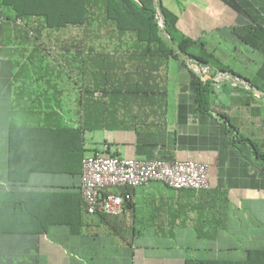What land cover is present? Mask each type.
Listing matches in <instances>:
<instances>
[{
  "label": "crops",
  "instance_id": "crops-1",
  "mask_svg": "<svg viewBox=\"0 0 264 264\" xmlns=\"http://www.w3.org/2000/svg\"><path fill=\"white\" fill-rule=\"evenodd\" d=\"M159 2L175 17V28L185 39L203 43L207 53L246 85L263 81L259 77L262 53L253 51L255 62L252 55L244 56L236 48L223 51L220 40L230 36L248 50L233 33L248 25L264 28L263 0H234L236 8L223 0ZM1 37L0 189L78 196L81 159L71 154L73 148L56 160L72 174L32 172L18 186L7 180L9 128H74L80 124L81 108L72 86L77 76L67 81L50 63L51 51L62 57L55 39L36 41L17 22L3 23ZM229 58L238 60L242 72L231 66ZM185 60L168 61L164 106L120 103L115 106L120 111L118 123H107L109 129L83 131V158L101 153L117 159L196 163L208 169L209 190L172 191L160 183L112 190L131 198V208L125 206L121 215L112 217L121 226L123 242L104 235L73 234L67 226L56 224L43 234L0 233V264H187L243 261L248 251L264 252V188L243 185L250 178L260 184L262 167L246 149L248 143L246 148L233 146L222 118L248 140L264 141V135L252 130L263 128L264 93L249 90L257 94L256 99L239 87L213 85L211 112L202 116L196 112Z\"/></svg>",
  "mask_w": 264,
  "mask_h": 264
},
{
  "label": "trees",
  "instance_id": "trees-1",
  "mask_svg": "<svg viewBox=\"0 0 264 264\" xmlns=\"http://www.w3.org/2000/svg\"><path fill=\"white\" fill-rule=\"evenodd\" d=\"M223 1L236 8L234 0ZM158 17L163 21L162 29L158 25ZM0 19L2 25L21 21L36 41L43 32H47L46 35L51 39L54 38L52 34L61 35L69 27L80 28L84 32L93 27L96 29L94 33H98L103 26L109 33L108 37L115 40L112 52H100L93 59L88 56L94 53L91 42L87 46L85 41L83 43L87 54L85 49L80 50V44L63 42L59 48L62 57L78 54L79 57L86 55L90 60L82 61L85 65L82 67L83 74L88 73L89 84L79 96L80 124L74 128H9L7 180L13 186L26 183L28 174L32 172L61 171L72 174L70 169L61 167L56 160L71 148V154L78 155L81 165L85 158L95 156L83 158L82 132L109 129L107 123H118L120 111L115 108L118 104L139 102L164 106L165 75L170 58L182 56L200 66L236 77L228 67L205 51L203 43L187 40L180 35L175 28V17L162 7L159 0H0ZM162 33L167 35V40L162 37ZM233 36L250 50L264 56V28L261 25H248L235 31ZM184 66L192 77L196 112L209 116L213 105V85L219 84L212 81L203 83L185 63ZM260 70L259 77L263 81L248 85L250 90L264 93V64ZM222 118L226 125L225 134L232 138L233 146H245L244 143H248V148H245L255 154L262 167L260 184L250 178L243 185L264 188V141L248 140L229 119ZM262 127L264 129V123ZM241 175L246 177L244 171H241ZM124 207L131 208L130 200L124 202ZM112 217L87 215L79 193L78 196H70L0 189V233L43 234L48 226L56 224L67 226L73 234L94 237L104 235L123 242L121 226ZM187 264H264V252L248 251L243 261L192 260Z\"/></svg>",
  "mask_w": 264,
  "mask_h": 264
},
{
  "label": "built area",
  "instance_id": "built-area-1",
  "mask_svg": "<svg viewBox=\"0 0 264 264\" xmlns=\"http://www.w3.org/2000/svg\"><path fill=\"white\" fill-rule=\"evenodd\" d=\"M22 24L21 21H17ZM162 29L163 21L158 17ZM0 19V48H1ZM185 64L203 83L231 87L250 88L242 80L228 73L218 72L196 62L185 60ZM257 96V94H256ZM82 173L79 194L87 215L119 216L124 209V202L129 201V194H113L115 189H136L150 183H160L172 191L191 190L195 192L209 190L208 169L190 162H162L135 159H117L97 153L82 161Z\"/></svg>",
  "mask_w": 264,
  "mask_h": 264
},
{
  "label": "rangeland",
  "instance_id": "rangeland-1",
  "mask_svg": "<svg viewBox=\"0 0 264 264\" xmlns=\"http://www.w3.org/2000/svg\"><path fill=\"white\" fill-rule=\"evenodd\" d=\"M93 30V31H92ZM92 30H87V31H83V29L80 28H72L69 27L66 30H64L62 32L61 35H53L54 38L49 39L48 36H44L41 35L39 38V41L43 42L44 40L50 41V43H53L54 39L55 42L54 45H60L59 48H61V46H63V42L64 43H69L71 41H73V44L76 42V44H80V50H84V52L87 54V49L84 47V41H85V45L87 46L89 42L90 46H92L94 48V53H88L89 57L91 56V58L93 59L94 57H96L97 55H100L101 53L107 54L108 52H112V48H114V46L112 45L113 42H115V40H111L109 36V33L106 29V27H102L101 29H99L98 33H94L96 29H94L92 27ZM92 31V32H90ZM60 37V38H59ZM162 37L167 40V35L165 33H162ZM110 38V40H109ZM221 47L223 49V51L225 52H230L232 50V48H236V51L243 54L244 56L248 55H252V58L255 60L256 62V54L251 51L248 52V50L244 47L241 46V44H238V42H236L234 39H232L230 36L229 37H221ZM75 44V46H77ZM101 46V48H100ZM74 49V48H73ZM220 52H222V50H219ZM78 55V54H77ZM77 55H73L72 56H66V57H61V56H55L53 54V51H51V55L49 56L50 58V63H54L55 64V68H57V71H60L62 74V78L66 79L67 81H69L71 78L73 79V76L76 77L77 76V80H76V85H73L72 83L74 82L73 80H71V84L72 86L75 88L76 91V95H78V97L82 94L84 87H86V85H88L87 83L89 82V77H88V73L83 74V69L82 67H85V65L83 64L82 61L84 62H90V60L88 61V56L85 55V57H79ZM231 57V56H230ZM180 58H183L182 56H180ZM58 60V61H57ZM231 66L233 68H235L236 70H240L241 71V67L239 65V62L237 59H232L229 58L228 59ZM62 63V65H61ZM251 70H253L252 68H250ZM85 72H87L88 70L85 68L84 70ZM244 87H239L237 89L242 90ZM248 93H250L254 98L257 99L256 94L253 91H249ZM263 98V97H262ZM264 99V98H263ZM260 103V101L256 100V104ZM252 130H254L257 135H264V129L262 128V130L258 127H254ZM242 132V130H241Z\"/></svg>",
  "mask_w": 264,
  "mask_h": 264
}]
</instances>
